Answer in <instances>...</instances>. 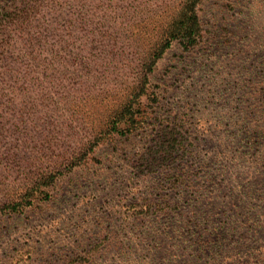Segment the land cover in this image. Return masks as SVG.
<instances>
[{
	"label": "trees",
	"instance_id": "16d2710c",
	"mask_svg": "<svg viewBox=\"0 0 264 264\" xmlns=\"http://www.w3.org/2000/svg\"><path fill=\"white\" fill-rule=\"evenodd\" d=\"M152 1L108 0L110 8L125 11L121 15L124 21L117 17L106 22L97 35L87 36L82 31L88 23L83 22L81 14L102 12L104 0H7L0 6V115L13 114L16 109L19 83L35 82L28 101L57 116L49 126L53 133H59L57 123L67 114L76 115L82 124H88L86 114L95 115L99 121L97 127L85 125L89 126L85 140L64 154L57 174L52 169L37 175L15 196L19 202L6 204V210L21 213L46 194L45 188L55 185L64 169L70 172L86 164L106 140L134 135L150 124L147 109L159 103L152 89L157 63L175 45L191 54L206 43L200 15L205 0H159L154 8ZM133 6V14H128ZM71 29L74 31L70 33ZM258 33L259 43L250 53L237 55L241 63L244 56L247 62L264 59L263 26ZM83 37L88 43L77 46ZM247 75L254 79L257 73L249 71ZM47 81H73L85 88L71 97L69 88L49 89ZM8 82L9 86L3 88L2 84ZM50 94L85 97L63 103ZM230 95L229 102L234 106L224 114L227 123L220 121L221 128H229L220 131L224 147L215 155L225 153L224 160L231 169L224 166L212 173V168L202 164L204 160L198 158L202 150L192 141L184 118L178 117L158 125L139 158L138 168L146 176L178 167L175 180L170 175L166 182V178L160 182L167 192L159 202L145 205L148 213L156 205V213L165 219L156 240L159 264H264V88L256 82L253 86L238 84ZM251 95L257 96L247 100L252 104L247 108L239 105ZM4 153L12 156L10 150ZM195 166L205 175L194 186L193 174L187 170ZM187 185L205 191L195 204L181 209L170 197L172 191L178 195ZM219 216L222 219L218 220Z\"/></svg>",
	"mask_w": 264,
	"mask_h": 264
},
{
	"label": "rangeland",
	"instance_id": "374dc122",
	"mask_svg": "<svg viewBox=\"0 0 264 264\" xmlns=\"http://www.w3.org/2000/svg\"><path fill=\"white\" fill-rule=\"evenodd\" d=\"M259 1L205 0L200 6V15L206 43L191 54L183 53L175 45L157 63L152 89L158 94L159 103L147 109L151 122L145 130L106 140L86 164L70 172L64 169V175L55 180V185L45 188L46 194L34 199L33 205L19 214L6 210V204L19 202L15 196L23 192L24 185L36 180L37 175L52 169L57 174L64 154L78 147L86 138L87 128L99 126V121L95 115L86 114L88 124H82L76 115L67 114L57 123L59 133H53L49 126L57 116L52 117L44 107H35L28 101L27 95L32 93L35 86L31 85L35 82L17 85L16 109L13 114L0 115V156L3 158L0 159V264H159L156 240L165 219L156 213V205L150 213L145 205L159 202L167 192L160 182L165 178L166 182L170 175L175 180L178 167L172 172L163 174L160 170L146 176L138 168L139 158L154 138L158 125L178 117L184 118L192 141L202 150L198 157L204 160L202 164L212 168V173L224 166L231 169V164L224 160L225 153L215 155L224 147L220 131L229 128L226 125L221 128L220 121L227 123L223 118L233 105L229 102L230 94L238 84L253 86L256 82V86L264 88V64H261L264 59L247 62L244 56L245 61L241 63L237 58L244 52L248 55L259 43L258 30L264 27V0ZM6 2L0 0V6ZM109 4L104 0L102 12L81 14L83 22L88 23L82 31L85 36L97 35L104 30L106 22L111 23L117 17L124 21L121 15L125 11L110 8ZM150 4L154 8L159 0ZM134 8H129L128 14H133ZM86 43L88 39L83 37L77 46ZM249 71L257 76L251 78L247 75ZM46 83L49 89L54 87L57 91L60 86L64 90L69 88L71 97L85 88L73 81ZM9 84H2L3 88ZM48 96L63 103L85 97ZM252 97L257 96H246L239 105L247 108L253 103L247 102ZM9 150L12 156L4 153ZM197 168L187 170L189 175L193 174L194 186L205 175ZM188 186L178 195L172 191L170 197L181 209L195 204L196 198L205 191Z\"/></svg>",
	"mask_w": 264,
	"mask_h": 264
}]
</instances>
